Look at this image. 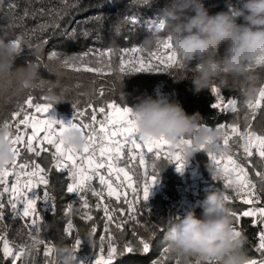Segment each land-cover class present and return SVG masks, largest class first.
Masks as SVG:
<instances>
[{"label":"snow or ice","instance_id":"6c2138e0","mask_svg":"<svg viewBox=\"0 0 264 264\" xmlns=\"http://www.w3.org/2000/svg\"><path fill=\"white\" fill-rule=\"evenodd\" d=\"M79 2L62 0V7L55 10L39 8L29 13L26 9L24 16L47 14L49 20L10 38L18 54L26 49L30 57L35 55L37 63H43L40 51L47 43V37L34 45L31 37L37 29L42 33H48L50 29L53 36L62 35L73 40L78 35L93 38L102 44L100 29L108 19L103 13L77 21L69 30L71 17L81 10ZM141 5L149 7L151 0H132L133 7ZM8 7L11 9L15 5L9 4ZM65 18L68 23H63ZM89 23L93 27H83ZM163 23L156 15L145 18L136 13L124 14L109 22L108 31L112 35H122L124 41L131 42L141 31H162ZM77 25L80 26L79 30ZM48 60L58 64L59 69L84 70L114 77L113 93L116 82H121L122 77L129 73L144 71L174 75V70L184 73L192 71L187 64H181L167 38L150 50H145L141 44L133 43L127 47L113 42L104 47L89 45L85 50L69 55L54 47L48 52ZM43 67L47 69L48 64L44 63ZM252 70L259 78H264V53L257 56ZM56 75L59 76L60 71ZM45 82L40 80V84ZM12 84L10 79L0 77V92L10 89ZM18 92L19 89L13 94ZM210 92L214 98L211 107L215 112L218 115L231 113L233 119L216 122L214 128L204 122L197 123V128L217 131V135L208 137L204 144L198 146H193L190 136H180L170 141L140 133L131 109L124 104L122 92L120 102L115 99L105 101L103 85L96 90L93 98L83 102L85 107H81L79 98L68 100L73 108V116L66 124L45 115L52 106L48 96L41 98L43 102H37L28 92L25 98L18 99L11 118H6L0 124L12 129L9 142L13 152V158L0 165V228L3 229L0 231V241H3L0 245V264H8V261L10 264H37L36 255L41 245L46 257L44 264H58L57 244L49 238L50 234L58 236L61 242L66 237L72 239L69 246L73 251V264H83L77 257L84 243L92 249V264H114L116 258L124 253H149L151 238L156 235L157 229L162 230L164 220L144 219L143 213L148 211L143 207V202L149 196V189L157 182L158 162L174 163L180 172L187 159L186 148H192L193 152L203 150L207 154L211 178L217 182L214 189L222 192L226 204L242 202L243 210L229 208L233 217V231L243 237L244 244L247 240L246 220L250 218V224L258 229L255 235L259 243L255 245V251L259 256L248 257L247 264H264V122L259 130L253 125L258 109L264 116V84L260 85L253 99L243 100L246 108L243 127L238 123L239 98L226 97L223 87L216 82L210 85ZM58 99L61 100V97ZM87 109L91 110L90 113ZM68 127L79 128L84 135L86 142L80 149L72 148L62 139ZM41 160L49 162L45 165ZM89 193L96 198L95 204L90 203ZM65 197L68 200L62 211L67 222L61 231L59 225L62 217L57 215V199L63 200ZM113 199L116 204H113ZM93 209L103 213L101 231H98ZM6 211L10 212L11 218L21 220L23 229L27 230L26 238L18 245H13L5 237L8 229V225L3 223ZM74 216L90 222L83 235L78 228L75 236L71 235ZM172 218L175 217L168 220ZM113 227L116 231H113ZM129 227H144L149 235L145 237L133 230L132 236L137 242L133 244L125 239ZM17 233L23 234L20 229H17ZM97 234L98 242L95 238ZM167 253L170 251L165 246L151 264H164L161 257ZM175 259L177 264H214L211 259L204 261L196 257L188 262L176 255Z\"/></svg>","mask_w":264,"mask_h":264},{"label":"trees","instance_id":"16d2710c","mask_svg":"<svg viewBox=\"0 0 264 264\" xmlns=\"http://www.w3.org/2000/svg\"><path fill=\"white\" fill-rule=\"evenodd\" d=\"M71 2V0H69ZM205 7L208 8L210 13H214L220 10H226L229 4L238 6L239 0H202ZM164 3V0H151L149 7L145 6H132V0H80L78 7L80 11H76L71 17V23L69 24V30L72 25H75L77 21H83L86 17L93 16L97 13H103L108 19L105 20L104 26L100 29V35L103 39V43H97L93 38H84L77 36L76 39H68L62 35H51L50 29L48 33H42L37 29L36 33L31 37V42L35 45L40 40L47 37V43L43 45L40 51V55L43 63H37L35 55L29 56L28 51L22 50L15 60L13 67L23 66L26 61H32L39 66L38 72L40 79L36 82L37 86L30 90L20 91L17 94H13L18 89V86L13 82L10 89L0 92V124L8 118L10 119L11 112L16 109V101L23 99L27 96L28 92H31L37 102H43L41 99L47 96L49 91L57 97H61V101L54 103L48 112L45 114L55 119L70 118L73 116V108L68 100L79 98L82 101L81 107H85L84 101L93 98L96 90L103 85L104 100L115 99L120 102V93L123 94V101L130 109L132 106L139 102V99L144 96H151L153 98L161 97L168 102H177L189 115L193 113L199 114L197 123L204 122L205 124L214 125L216 122H223L224 120H232L233 115L228 113L227 115L217 114L211 107L214 102V98L210 92V86L206 89L194 91L190 78L192 71L184 73L180 70H174L175 76L163 72H135L129 73L122 77L121 82H116L115 93L112 91V83L114 77L105 76L104 74L96 75L94 73L81 70L79 72L72 69H59L60 75L56 73H50L43 67L44 63L50 64L53 61L48 60V52L52 51L55 47L56 50L64 51L67 54L85 50L89 45L94 47H104L113 42L120 46L131 47L133 43L141 44L142 40L149 33L141 31L137 36L133 38L131 42L124 41L122 35H112L108 31L109 22L122 17L124 14L136 13L147 18L148 16L156 15L159 11V7ZM9 4H14L15 7L9 9ZM62 7V0H0V38H14L17 35H22L26 29L35 28L39 23L49 20L47 14L41 16H24V12L27 9L29 13L36 11L39 8H56ZM22 18V19H21ZM239 22V19L237 20ZM63 23H68V19L65 18ZM79 25L77 29L79 30ZM83 27L91 28L92 24H85ZM27 47V38L25 42V48ZM222 50V48H221ZM197 60L193 59L187 63L189 68H193L197 64ZM43 79L46 82L40 84V80ZM180 79V80H177ZM223 87V86H222ZM83 93L84 95H78ZM223 94L228 96L238 97L241 101L239 112V125L244 126V112L246 111L243 105V97L238 88L223 87ZM90 113V109H87ZM215 117V119H213ZM90 119V115L88 117ZM264 122V116L260 114L258 109L257 115L253 120L254 127L259 130ZM14 131V130H13ZM30 131V129H29ZM28 155V154H26ZM42 164H47L48 160H41ZM159 173L157 182L149 189V196L147 200L143 202V207L147 209V212L143 213L144 219H150L151 221L164 220L163 228L157 229L156 235L151 238L149 253H124L122 256H118L114 264H151L153 259L160 256V251L166 246L163 240L166 219L170 217L183 215L188 210H194L195 214L199 216L201 214V208L199 206L200 201L204 195L213 190L216 187V183L211 178V174L208 170V157L203 150H196L193 154L187 157L186 165L183 170L178 172L174 163H168L161 160L158 162ZM253 178L254 177V174ZM115 179V178H114ZM122 179V177H121ZM99 187V185H96ZM222 188V185H221ZM105 198L106 195H105ZM90 203L95 204L96 198L88 194ZM68 197L65 199H57V215L62 217L60 221V229L62 231L66 218L63 214V207L66 206ZM113 204L117 202L113 199ZM229 208H238L243 210L244 205L242 202L237 201L235 205L228 203ZM94 220L97 223L98 231L103 230V213L99 210L93 209ZM4 224L8 225V229L5 232V237L13 244L18 245L26 238V229H23V222L18 218H11L10 212H5ZM74 228L71 230V235L74 237L76 229L78 228L81 235L90 227V222L86 223L82 221L78 216L73 217ZM17 229H20L23 234H18ZM135 230L139 234L148 237L149 233L145 231L144 227H129L125 232V239L132 241L136 244L135 238L132 236V231ZM0 231H3L0 228ZM113 231L116 229L113 227ZM257 228L250 224V218L246 220V237L247 240L243 244V248L249 258H258L259 254L255 251V245L259 243L258 237L255 233ZM50 239L56 244L70 245L73 241L71 238L66 237L62 242L58 236L50 234ZM98 242V234L95 237ZM3 241H0L2 245ZM121 247L123 241L120 242ZM92 249L84 243L78 252V260L83 261V264H92L93 256ZM106 254V245H105ZM2 258V253H0ZM46 257L43 253V246L39 247L36 255L37 264H44ZM164 264H177L175 255L167 253L164 257H161ZM10 264V261H8Z\"/></svg>","mask_w":264,"mask_h":264},{"label":"clouds","instance_id":"9594fccd","mask_svg":"<svg viewBox=\"0 0 264 264\" xmlns=\"http://www.w3.org/2000/svg\"><path fill=\"white\" fill-rule=\"evenodd\" d=\"M156 16L163 20V29L146 35L141 46L150 50L167 38L181 64L196 59L190 78L194 91L216 82L223 87L238 88L243 100L257 95L264 78H259L252 66L257 56L264 53V0H239L238 6L229 4L226 10L214 13L208 11L202 0H164ZM17 55L13 42L0 38V77L10 79L20 91L30 90L40 79L39 66L26 61L23 66L13 67ZM47 70L56 73L59 66L53 61ZM47 96L52 105L61 101L51 91ZM131 111L137 130L149 137L174 141L180 136H190L193 146H198L217 135L215 129L195 127L200 118L198 113L189 115L179 103L161 97L144 96ZM11 136L12 129L0 125V165L13 158ZM62 139L74 149H80L86 142L81 130L73 127L64 130ZM192 154V148L185 149L186 157ZM199 206L202 210L199 216L188 209L183 215L166 219L163 240L170 253L185 262L196 257L211 259L214 264H247L243 237L233 231V217L222 192L208 191ZM56 255L58 264H73L69 245L57 244Z\"/></svg>","mask_w":264,"mask_h":264},{"label":"rangeland","instance_id":"374dc122","mask_svg":"<svg viewBox=\"0 0 264 264\" xmlns=\"http://www.w3.org/2000/svg\"><path fill=\"white\" fill-rule=\"evenodd\" d=\"M52 118H54V117H52ZM55 119V118H54ZM56 120H59V121H62L63 123H67L69 120H70V118H61V119H56ZM186 161H187V159H186ZM184 165H186V162H185V164ZM184 167V166H183Z\"/></svg>","mask_w":264,"mask_h":264}]
</instances>
